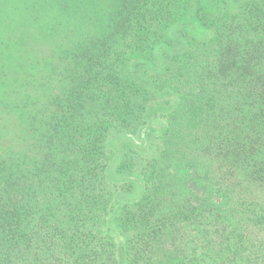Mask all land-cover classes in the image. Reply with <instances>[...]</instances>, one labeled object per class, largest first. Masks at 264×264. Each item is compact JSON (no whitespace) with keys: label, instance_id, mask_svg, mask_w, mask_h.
I'll return each mask as SVG.
<instances>
[{"label":"trees","instance_id":"16d2710c","mask_svg":"<svg viewBox=\"0 0 264 264\" xmlns=\"http://www.w3.org/2000/svg\"><path fill=\"white\" fill-rule=\"evenodd\" d=\"M0 264H264V0H0Z\"/></svg>","mask_w":264,"mask_h":264},{"label":"rangeland","instance_id":"374dc122","mask_svg":"<svg viewBox=\"0 0 264 264\" xmlns=\"http://www.w3.org/2000/svg\"><path fill=\"white\" fill-rule=\"evenodd\" d=\"M198 193H200V189H199ZM197 254H198V253H197ZM198 256H199V254H198ZM190 257H191V256L189 255V257L186 258V262H189V260H191ZM199 258H203V257H199Z\"/></svg>","mask_w":264,"mask_h":264}]
</instances>
